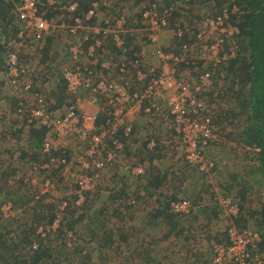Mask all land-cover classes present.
<instances>
[{"label": "built area", "instance_id": "obj_1", "mask_svg": "<svg viewBox=\"0 0 264 264\" xmlns=\"http://www.w3.org/2000/svg\"><path fill=\"white\" fill-rule=\"evenodd\" d=\"M54 3L53 0L47 1L49 6ZM97 7L98 3H93L86 13L76 16L77 5L69 1L59 9L67 19L63 20L64 17H61L53 21L47 20L45 12H41L39 0L18 2L13 13L20 26L16 33L15 49L5 60L8 79L2 88L12 91L14 99L18 101V108L11 113L8 108L2 106L0 100V120L6 117L25 119L26 122L22 125H25L26 129L45 131L47 136H44L39 152L45 161L42 159L35 163L41 173H51L68 164L69 160L65 159L68 153L79 152L83 155L82 158L87 160L86 166L83 165L84 169L90 167L100 171L112 166L125 151L124 140L132 136L133 120L141 115L156 116L162 128L170 134V141L164 143L165 146L170 145L173 150L179 145L184 147L188 166L205 172V175L212 173L213 162L206 158L203 152L211 147V142L217 137L212 120L214 113L203 98V95L212 89L211 74L206 72L197 77L195 91L179 79L182 70L180 64L188 65V59L195 54L205 64L227 60L229 54L225 47L232 45L234 29L225 25L222 18L203 19L196 25L192 44H181L183 55L167 51L157 52V59L162 63V71L157 72L144 60L132 59L133 55H129L132 48L128 49L125 44L127 35L133 34L140 36L136 39L138 46L146 45L144 40L150 44L157 43L160 31L168 28L165 27L164 21L157 18L156 12L145 10L142 13V26L145 29L132 30L126 28V17L123 15L112 22L105 20L104 26L96 25ZM170 32L172 37L179 40L183 36L181 30ZM61 34L67 37L62 68L58 71L64 85V102L60 109H51L57 104L55 97H48V93L43 95V91L34 92L32 86L34 80L37 82L42 77H47L48 80L57 72L45 73L43 66L37 61L39 66L36 64L30 67L29 61L26 62L23 58L27 59L31 54L41 52L47 38ZM110 44L119 54L117 63L110 58H102L106 46ZM197 49L199 51L196 53ZM27 50L31 53L20 59V52ZM82 60L84 63L80 62ZM85 63L88 65L85 66ZM127 63L130 65L128 68L135 71L128 75L129 78L125 76L121 81L109 78L108 72L114 70V65L117 66V75H127ZM167 66L169 68L165 69ZM130 77L134 80L129 81ZM34 86L36 87V83ZM138 86L141 90L137 89ZM2 90L0 89V96L3 97ZM167 90H171L172 94L165 102L162 99ZM217 102L218 105L219 101ZM161 103L165 106H161ZM84 104L94 106L96 113H84ZM49 135L59 142L53 144ZM145 141L150 151L157 145L156 139L152 137H147ZM146 167L144 162H137L134 170H129L134 176L143 177ZM127 168L124 170L127 171ZM77 185V197L80 200L84 199L83 195L86 193L94 192V187H89L86 176L80 177ZM221 200H224V208L229 217L235 218L238 213L237 205L229 199ZM65 206L64 202L61 208L64 209ZM191 210V204L184 200L170 204V211L173 213L186 215ZM52 226H56L51 231L54 233L58 228L56 219L49 228ZM39 228L42 232L43 227ZM67 236L71 237V234ZM226 236L225 243H215L212 247L210 264H246L249 251L260 241L259 235L236 229L232 222ZM41 237H47L46 233ZM31 248H36V244H32Z\"/></svg>", "mask_w": 264, "mask_h": 264}, {"label": "rangeland", "instance_id": "obj_2", "mask_svg": "<svg viewBox=\"0 0 264 264\" xmlns=\"http://www.w3.org/2000/svg\"><path fill=\"white\" fill-rule=\"evenodd\" d=\"M12 1L13 0H0V2L2 3L0 7L4 10H7L3 6V3H9ZM53 1H56L58 5L56 3L52 4L55 7V11L57 12H55L52 19L53 21H57L61 17L66 16L63 15L59 10L62 6L66 5V0ZM132 1L135 0H100L97 7L98 18L96 20V25H100V22L104 20L112 22L116 20L120 15L126 16V12L130 13L132 10L130 9L133 4ZM17 5L18 3L12 6L11 12L8 11L9 15H6L7 17L13 15V12ZM114 5L117 6V9ZM178 5V7L181 9H190V7L185 5L184 3H179ZM197 7L198 8H194L198 9L199 11L195 12V10H193V13H209L208 7H204L203 5ZM153 9L154 7L151 6V11H153ZM122 10L123 13H120ZM183 14H186V12H184ZM104 16H106L107 18H105ZM130 17L127 18L130 21L129 24H131L132 27L135 28V24L140 20L139 18H137L138 13H136L131 19ZM103 18L105 19L103 20ZM190 20L191 18L189 15L185 16L183 20L179 19L181 23H187ZM12 22L13 30L17 33L20 23H18V21L14 17ZM160 32L161 33L158 37L156 45L162 43L164 38H160L161 36L165 37V41L169 38L170 42L173 41V37L170 31L164 30ZM127 38L128 37H126V40ZM48 41H50L49 46L51 48H55L58 51L65 53V49H67V37H65L63 34L49 37L44 43L45 46H47ZM135 43H137L138 45L139 42L137 41ZM135 45L136 44H134V46ZM170 45L166 47L167 52H173V49L172 47H170ZM32 48L33 50L35 49L34 47ZM195 51L197 53L199 50L197 49ZM23 53L29 55L31 52L30 50H27ZM38 54L39 53H33L29 55V57L24 61L28 60L29 64L31 65L30 67H34V65H36V60L34 61L32 58L37 59ZM111 55L115 56L114 53H111ZM2 57L0 59H2ZM102 58L105 59L107 57L103 55ZM62 59H64V57ZM183 59H185L184 56ZM115 61L118 62L117 60ZM80 62L84 63L83 60ZM63 65L65 66V64ZM86 65L88 64L85 63V66ZM108 74L109 78H111L113 73L108 72ZM0 76L3 77L0 78V89L2 90L5 84L4 82L8 79L6 73V61H4V58L2 59V61H0ZM179 79L188 84L192 90H195L197 85V78L192 77L190 72L188 75V70H181V76ZM60 80L61 77L57 72L48 80L47 77L40 78L36 82V88H38L39 91H43V95L49 94L48 97H58L57 95H62V93H64L63 89H58L57 87ZM7 91V94L3 91V97L5 95H8L6 102L11 105L14 103L15 99L12 97V91L9 89H7ZM171 94L172 91L167 90V93L165 92L163 94L164 97L162 101L166 102V99L171 96ZM205 101L207 103V106L212 108V112L214 113L215 117L216 107H218L216 103L218 100L215 99V95H212L210 99L205 98ZM8 104H6L5 107L8 108ZM60 107L61 104L57 103L54 104L51 109H60ZM82 111L87 114L96 113L95 107L88 104L83 105ZM163 111L164 113H166L164 107ZM62 113L63 112L61 111V114ZM1 121L2 120H0V130H2L3 128V123H1ZM16 121L17 123H15L14 121H10V123L14 122V130H12L13 132L11 131L4 134L0 133V233H2L3 235L2 240L6 239L8 241L7 243H10L17 241L19 238H24L28 235L27 237L31 240V243H29L28 245L26 244L27 246L25 247L27 251L29 248H31L32 244H36L37 241L42 239V234H52L51 231L56 226H52L49 228V226H45L42 224H39L37 226L34 221L32 222L33 218L39 213V208L42 207L41 205L45 207L52 205L56 211L54 213H56V217H58L56 218L58 228L61 226V228L64 229L63 231L66 232L65 236L67 235V233L71 234V232H67V225L69 224L63 221V217L64 215L65 217H68L69 214H71L75 209L79 210L77 209V207L83 205L82 211L79 213H74V216L72 217V221L75 222L81 214L83 215L82 219H80L75 224V229L77 230L78 236L80 237L79 239L82 243L80 241H78L77 245L71 243L70 249L66 250L61 245L62 240L55 244L54 241L50 242V239L47 240L48 238H43V243L49 242L51 247L59 249L60 252L59 255H56L54 253V259L49 261L46 260L44 261V264H82L81 262L86 260L90 261L89 264H103L100 262V257H92L93 262L90 260L91 256L89 258L88 252H90V247H93L88 244L90 241H87V238H92L93 236L90 235L89 231H92V229L95 230V226H98L102 221H105L108 224L107 227L109 228H111V226L115 222H117L119 226V219H116V217L111 218V215L113 213L117 214V212H119L120 210L123 213L124 211L125 213L127 212V215H129L130 212L135 213L136 210L139 209V217L137 216L139 219H134L132 221V224L149 225V227L151 226L152 228L153 226H156L154 230H148L152 232V235L158 234V226L160 223H162V226L164 227V224L166 223L167 226L168 221L165 220L162 216L158 219H155V221H152L151 224H148V216H144L140 210L141 207H144V209H146L145 213H147L151 211L155 205V209L159 210L160 212V210L163 208L161 207L162 204H159V202L161 201L160 196L156 195V197L153 199V201L155 200L154 203H152V200H149V202H147V204L145 203L144 206L141 199H136L137 196L141 197L142 195L148 194L152 191L149 190V188H147L146 186V181L149 178L148 175L152 172L148 171V168L149 170L151 169L150 165L156 168L159 167L157 172L162 171V173L168 176V186L166 188L167 195L178 199V201H187L191 204L192 207V211H189V213L183 215V217L174 216V223H168L170 226L176 224L172 233L173 238L177 239L174 242H179L178 240H185L189 242V245H191L192 247L193 253L197 251L201 253L202 250H206L204 253H206V256L209 259V263L211 262V257L213 255L212 247L215 243H225L227 241L226 231L233 222V219L229 217L228 211H226L224 208V200L222 201L219 196H221L225 192L233 194L232 192L234 191L240 192L243 190L248 193L246 200H248L251 205H253V207L264 200L259 190V179L255 176L245 175L249 171V168L254 164L253 162L251 163L248 161L249 155L251 154L246 155L247 152L251 153V150L249 148L242 149L238 147L237 149L233 150L225 148V151H219L220 154L216 158L217 152L220 149L219 143H221L219 142L220 139L218 137H216L215 140L211 142V144L218 143L214 147H212L211 145V151H213L214 153L212 156L209 150H203L205 156L207 157L210 155L211 162L215 164L212 173H209L206 176H203L204 174H206L205 172H199L200 170L191 166H187L188 164L185 161L186 152L184 150V147L179 145L177 146L176 150H173L170 145L165 146L164 143H169L170 141V134L162 128L160 122L155 121H152L153 126H155V124H159L160 129L155 135L151 132V134H148V136H153V139L161 141V143L164 144V147H168V150L162 151L164 153L160 151L151 154L152 151L148 150L151 153L146 152L147 154H149L146 155L142 147V142L145 141L146 137L148 136L145 133V127H139L138 125L135 134H132V136L128 138V140L131 139L128 144L129 146H127V144L125 145V151L121 155L120 159L117 160L116 163L112 166L100 171H96L90 167L84 169L83 165L84 167L86 166L85 164L87 160L85 158H82L83 155H80L79 152L75 151L77 153L71 154L68 164L65 165L62 169H59L57 176H53L49 172L41 173L40 170H38L36 163L32 159V156L40 152L39 144H35V138L31 140L27 136V127L25 125H22L25 124L26 120L17 119ZM15 128L17 129L15 130ZM154 128L155 127H152L151 131L154 130ZM220 135L223 136V133H220ZM46 136L47 135H45V137ZM156 136H160L161 139L156 138ZM49 138H52L53 144H57L59 142L52 135H49ZM128 140H126V142ZM229 146L236 147V144L229 143ZM174 153H176V155ZM244 155H246V157ZM139 159H141L142 161ZM137 162H144L147 166L146 173L143 177H136L134 176V174H132L131 170H129H134ZM125 167H128L127 171L124 170ZM84 176H86L88 179L89 187H94V192L86 193L85 195H83L84 199L80 200L77 197V193L79 192L76 189L79 188L77 185V181L80 177L82 178ZM127 178H129L130 182L127 180ZM122 180L127 185H129L128 187H131V192H128L124 186V192L121 197L118 198L116 197V195L120 194L119 191H122V184H120L122 183ZM117 181H119L118 184ZM238 183H241L240 188L237 186ZM229 185H234L232 186L233 190L227 191L226 188ZM140 192L142 193V195H138V193ZM74 195H76V197ZM170 197L168 199H170ZM226 199L232 201L231 197H228ZM36 202L40 203V207L37 208L38 203ZM64 202L70 203L72 207L66 204V207L62 209L61 207ZM83 202H85V204H83ZM167 202L168 201L166 200L163 205ZM206 207H210L209 209H207V212H201V209H205ZM29 227L31 229H35L31 230L34 232V237L29 236V233H31V231H29ZM39 227H43L42 232H40ZM249 228L254 230L255 226L253 225ZM251 229L248 231L254 232ZM23 231L24 235L22 234ZM164 233H166V231ZM147 234L149 233L147 232ZM78 236L76 235V237ZM80 248L82 249L81 255H83V257L80 255L81 259L77 260V258L80 257L77 256L75 251L77 252L78 250L80 253ZM12 251L13 250L10 249L3 251V255L5 256V258H7V252L12 253ZM56 253H58V250L56 251ZM85 253H87V255H85ZM75 254L76 257H74ZM105 257H107V255H105ZM101 258H103V255ZM259 258L262 259L260 261H264V256L262 254L259 255ZM0 262L3 263L4 261L0 260ZM116 264L120 263L116 262ZM121 264H126V262H123Z\"/></svg>", "mask_w": 264, "mask_h": 264}, {"label": "trees", "instance_id": "obj_3", "mask_svg": "<svg viewBox=\"0 0 264 264\" xmlns=\"http://www.w3.org/2000/svg\"><path fill=\"white\" fill-rule=\"evenodd\" d=\"M19 1L20 0H13L9 3L4 2L3 6L7 10H4L0 7V58L4 55L2 57V59L4 58V61L9 56V54L14 51L16 42V31H14L12 27V20L14 16L10 15V17H7L9 15L8 11L11 12L12 6L14 4H17ZM47 1L48 0H39L41 4V12H45V17L47 18V20H52L56 12L54 9L55 7L53 5L49 6L47 4ZM69 1L74 2L77 5L76 16L79 15V13H86L89 9H91L93 3L100 2V0H66L65 2L67 3ZM54 2L57 4L56 1ZM136 2L137 4H142L144 0H137L135 1V3ZM145 2L149 4H146L147 6L143 7L140 10V15L137 18H140L145 10H151V6H153V11L156 12L157 18L165 22L164 25L166 28H168L167 30L173 32L181 30L183 32V36L182 38H180V40L175 37L172 38L173 44L171 45V47L173 49V53L177 55H183L182 46H184L185 44H192L194 35L196 33V25L205 18H222L225 22V25L230 26L232 29H234V34L231 37V41H233L231 43L232 45H229L230 47H225L229 54V58H227V60L218 62L216 64L211 63L205 65L202 60L198 59V55L195 54V56L193 55L188 59V65L184 63L180 65H182L181 69L188 70L192 77L197 78L199 77V75L206 72H209L211 74L212 89L211 91L203 95V98L210 99L212 95H215V99L220 101L218 107H216V115L212 119L213 125L217 131V137L220 139L219 142H221L219 143L220 149L221 151H223L224 149L222 148L225 147L229 148V150H233L237 149L238 147L242 149L249 148L251 150V153L247 152L246 155L251 154L249 155L248 161L251 163L253 162L254 164L249 168V171L245 175L255 176L259 179V190L262 194V198L264 199V0H146ZM179 3H184L185 5L189 6L190 9L179 8ZM1 4L2 3L0 2V5ZM201 5H203L204 7H208L209 13H193V10H195V12H198L199 10L195 8H198L197 6ZM121 12H123V10ZM184 12H186V14H183ZM188 15L191 18L189 22L181 23L179 21V19L183 20L184 17ZM104 17L107 18L106 16ZM64 18L63 20L67 19ZM104 21H101L100 25L104 26ZM125 23L126 28L128 29H145V27L142 26V22L135 24V28L132 27L131 24H129L130 21L128 19ZM127 37V41H125L127 43V48H132L130 52L134 50L132 59L142 61L143 58L139 53V46H132V44L134 43V38H137L133 36L131 37L130 35H127ZM49 44L50 41L47 42V46H44L42 50L43 52H45V58L42 61H38V63L40 65H44L45 72L51 73L53 71L55 73L58 72L59 69L56 71L55 68L52 69L50 66L53 56L49 52L50 50H52ZM106 49H108L109 55H106L104 49L102 55L111 56L110 52L113 51V53L117 57L119 56V54L115 51L113 45L110 44L106 46ZM48 54L51 55L49 58H47ZM20 55V59L25 56L23 51L20 52ZM63 57L64 56H62V58ZM2 59H0V61H2ZM25 59L26 58H23V60ZM33 59L36 60V58ZM113 67L114 70H116L117 66L115 67L114 65ZM126 69L127 73L132 72V70L128 67ZM127 78H129V76ZM130 78L131 79H129V81L134 80L133 77ZM35 83L36 82L34 80V84ZM34 84L32 86L33 91H39V89L36 88ZM63 86V82L60 80L57 85L58 89H64ZM140 88L141 87L138 86L137 89L141 90ZM57 96L58 97L54 96L55 101H57L58 104H62L64 102V93ZM17 104L18 101H16V105ZM161 106H163V103H161ZM17 108L18 107L15 106L12 110H10V108L9 110L12 111L11 113H13ZM151 118L154 121L159 122V119L156 118V116ZM26 131L27 136L31 140L35 138L36 141L34 142L35 144L38 143L40 148V144L45 136V131H37L36 129L32 128H28L26 129ZM0 133L4 134L5 130L1 131ZM220 133H223V136L220 135ZM229 143L236 144V147H230ZM157 146L151 150L152 153H149L153 154L155 152L157 153L163 151V148ZM208 150L212 156L213 151H211V147H209ZM146 155L149 154L146 153ZM218 155H216V157ZM246 155L244 156L246 157ZM70 156V153L66 154L65 159L68 161ZM206 158L210 160V155ZM32 159L34 160V162H40L44 158H42L40 153H38L33 155ZM212 164L214 170L215 164ZM150 168L152 169L151 165ZM51 175L57 176L58 170L51 172ZM203 176L206 175L204 174ZM151 177V179L147 180L146 186L147 188H149V190H152L151 192H153L157 189L158 183H155L153 181L155 173L151 174ZM164 180L166 182L168 181L166 180V178L162 177L161 181ZM232 186L229 185L226 188L227 191L233 190ZM237 186L240 188L241 183H238ZM232 193L233 194H229V192H225L224 194L221 193L222 195L219 197L221 199L231 197V203L237 205L238 213L237 216L233 218V226L241 231H248L251 229L249 227L254 225L255 229L251 230L256 232L260 237V241L255 244L254 248L250 250L251 247H249L250 251L248 253V258L246 259V264H264V261H260L262 259L259 258L260 254L264 256V200L253 207V205H251V203L246 200L248 193L243 190L240 192L234 191ZM226 194L230 196H227ZM156 195L160 196L158 193H155L152 196ZM177 201L178 199H171L168 200V202L164 205L163 203L165 202V200L161 201V207L163 208L160 210L159 215L164 217V219L167 220L168 223H174V216L183 217V215L179 213H173L170 211V204ZM36 203H38L37 208L40 207V203ZM66 204L72 207L70 203ZM41 206L44 208L41 207L39 208L40 210L38 209L39 213L33 218L32 222L34 221L37 226L39 224L51 226L56 219V213H54L56 211L52 205L46 207L43 205ZM209 208L210 207L201 209V212L205 211L206 213L207 209ZM77 209L79 210L75 209L71 214H69L68 217H65V215L63 217V221L69 224L67 225V232H71V237H68L67 235L65 236L66 232L63 231L64 229H62L60 226L54 233L52 232V234H47V240L50 239L49 241H54L55 244L62 240L61 245L66 250L70 249L71 243L80 241L78 232L75 229V224L80 219H82L83 215L81 214L82 216L80 215L75 222L72 221L74 213H79L82 211V207H77ZM173 226H176V224H174ZM29 229V231L35 230L31 229L30 227ZM22 234L24 235V231ZM76 235L78 237H76ZM90 235L98 237V241L103 240L109 242L110 234L107 233V230L101 231V233L98 234L92 229ZM27 236L24 238H19L17 241L7 243L8 241L6 239L2 240L3 235L2 233H0V260L4 261L3 263L0 262V264H44V261L54 259V253L56 255L60 254L59 249L51 247L49 242L43 243L44 239H40L36 242V248H29L26 251L25 246L31 243V240L28 239ZM29 236L34 237V232L31 231V233H29ZM123 238L124 237H122V239ZM8 249L13 251L12 253L7 252V258H5V256L3 255V251H6ZM57 250L58 253H56ZM75 253L78 257H80L77 258V260L81 259L82 255L80 256V254L76 251ZM76 254L74 255V257H76ZM256 258L258 260H256ZM81 263L89 264V261L86 260Z\"/></svg>", "mask_w": 264, "mask_h": 264}, {"label": "crops", "instance_id": "obj_4", "mask_svg": "<svg viewBox=\"0 0 264 264\" xmlns=\"http://www.w3.org/2000/svg\"><path fill=\"white\" fill-rule=\"evenodd\" d=\"M137 1V0H135ZM135 1H132L133 4L130 7L131 12H126V18L130 19L136 14L138 13V16L140 15V10L143 7H146L149 3H146L144 0V2L142 4H137V2L135 3ZM147 4V5H146ZM115 6V5H114ZM113 7V5H112ZM115 8L117 9V6H115ZM123 13V12H121ZM128 14V15H127ZM14 15V13H13ZM15 18V15H14ZM16 19V18H15ZM139 22H142V15L139 18ZM104 20V18H103ZM138 22V23H139ZM137 24V23H136ZM1 27V26H0ZM0 33H1V28H0ZM1 35V34H0ZM131 37H140L137 36L136 34L130 35ZM160 38H164L163 36H161ZM1 39V37H0ZM163 39L162 43L159 45L156 44H150L149 42H147L146 40H144L145 44L144 46H139L138 49H140L139 53L142 55L143 60L145 61V63H147L150 67H153L157 70V72H161L162 71V63L160 61H158L157 59V52H165L167 50V46H169L170 44H173V41L170 42V38L166 39V41ZM169 43H168V41ZM134 42H137V40L134 38ZM126 46L127 43L125 42ZM136 47H137V43H135ZM134 46V44H132ZM170 45V47H171ZM134 46V47H135ZM148 46V47H147ZM146 47V48H143ZM129 49V48H128ZM134 51V50H133ZM129 52V55L132 56L134 52ZM50 54L53 56V58L51 59L50 66L51 68H55V70L57 71L59 69V71H61L62 68V56H64L63 52L58 51L55 48H52V50L49 51ZM45 52L41 51L39 52V54L37 55V63L38 61H42L45 58ZM106 55H109V51L108 49H106ZM113 53L110 52V54ZM118 53V52H117ZM51 55L48 54L47 58H49ZM105 55V56H106ZM107 58H110L113 61L115 60H119V56L117 57L116 55H111V56H106ZM116 58V59H115ZM122 58H120L121 60ZM56 61V62H55ZM116 62V61H115ZM36 63V64H37ZM117 63V62H116ZM39 64V63H38ZM37 64V65H38ZM40 65V64H39ZM38 65V66H39ZM43 66V70H44V65ZM130 65L127 63L126 68L129 67ZM169 67L167 66L165 69H168ZM135 71L130 72L131 74H133ZM46 73V72H45ZM112 77L114 80L116 81H121L123 78H125V76H128L130 73H128L127 75H123V77L117 75L118 71L114 70L112 71ZM1 78V76H0ZM2 91H4L7 94V89H3ZM8 95H5L4 97L0 96V100L2 102V106L5 107L6 104H8L6 102ZM13 98H15L14 95H12ZM16 101H14L13 104H8L10 108V110H12L16 105ZM7 105V106H8ZM12 112V111H10ZM142 117V118H141ZM146 117V118H143ZM16 118L11 117V118H4L2 119L1 123H3V128L1 131L5 130V133H9L12 130H14V123H10V121H14L15 123H17V121L15 120ZM134 119V118H132ZM154 121L151 117L146 116V115H141L139 118L133 120V132L132 134H135L136 130H137V126L139 125V127H145V133L148 136V134H156L159 129H160V125L159 124H155V126H153V122ZM157 122V121H155ZM17 126V124H16ZM152 127H155L154 130L151 131ZM17 128H15L16 130ZM13 132V131H12ZM150 137V135L148 136ZM153 137V136H152ZM156 138L161 139L160 136H156ZM147 139V137H146ZM125 139L124 144L127 146H129V141L128 140L126 142ZM157 145H159L161 148H163V151H165L166 149H168V147H164L163 144L161 143V141L156 140ZM216 144L218 143H213L212 147H214ZM147 142L143 141L142 142V147L143 150L145 152H150L148 151V147H147ZM156 145V146H157ZM157 146V147H159ZM154 149V148H153ZM222 149H225V147H223ZM221 149L218 150L217 155L219 154V151ZM225 151V150H223ZM176 155V153H174ZM214 154V153H212ZM219 156V155H218ZM217 158V157H216ZM142 161V160H141ZM152 166V165H151ZM149 167V165H148ZM159 168V167H158ZM158 168L156 167H152V169L148 170V171H152L148 176L151 179V174L155 173V177H154V182L158 183V187L155 191L151 192L150 194H145L142 195V193H138V195H142L137 196L136 199L139 200L141 199L143 202V206L145 205V203L147 204V202H149V200H152V203L155 202V200L153 201V199L156 196H152L155 193H158L160 195V199L161 201L163 200H171V199H175L173 197H170L167 195L166 192V188L168 186L167 182L161 181L162 177L163 178H167L166 180H168V176H166V174L162 173V171H158ZM157 172V173H156ZM157 175V176H156ZM127 180L130 182L129 178H127ZM147 182V181H146ZM119 183V181H117V184ZM122 191H119L120 194L116 195V197L120 198L121 195L123 194L124 190V186L125 189L128 192H131V187H128L129 185H127L123 180H122ZM170 197V199H168ZM161 201L159 202V204L161 205ZM153 207V206H152ZM156 206L154 205V208L145 213L146 209H144V207H141V213L144 216H148V224H151L152 221H155V219H158L161 217V215H159V210L155 209ZM148 210V209H147ZM123 212H121V210L119 212L113 213L111 215L112 217H116V219H119L118 222L120 221V225L118 226L117 222L113 223V225L111 226V228L107 227L108 224L105 221H102L98 226H95V232L100 234L101 231H105L107 230V233L110 234L109 235V242L107 241H98V237H94L91 238H87V241H90L88 244H90L93 247H90V252L89 253V258L91 256V258L93 257H100V262L103 264L109 263V264H116V262L118 263H123L126 262V264H210L209 263V259L206 256V253H204L206 250H202L201 253H199L198 251L193 253L192 251V247L191 245H189V242L185 241V240H178L179 242H174L177 239H174L172 236L173 233V229L175 228L174 226H170L167 223L164 224V226H162V223L159 224L158 228H159V232L158 234L152 235L150 230H154L156 228V226H153V228L149 225H138V224H132V221L136 218L139 217V209L136 210L135 213H131L129 215H127L128 213L124 211V215L122 214ZM120 216V217H119ZM138 216V217H137ZM154 217V218H153ZM139 219V218H138ZM157 221V220H156ZM134 223V222H133ZM169 228V229H166ZM172 229V230H171ZM166 231V233H164ZM91 231H89L90 233ZM147 232L149 234H147ZM182 232V231H181ZM122 237H124L122 239ZM78 242L73 243L74 245H77ZM76 247V246H75ZM79 248V247H77ZM203 249V247H202ZM77 252L79 253V251L77 250ZM82 249L80 248V255L82 254ZM92 253V254H91ZM85 255H87V253H85ZM103 255V258H101ZM105 255H107V257H105ZM209 256V255H208ZM83 257V255H82ZM90 260L93 262V258ZM107 258V260H106ZM90 262V261H89Z\"/></svg>", "mask_w": 264, "mask_h": 264}, {"label": "clouds", "instance_id": "obj_5", "mask_svg": "<svg viewBox=\"0 0 264 264\" xmlns=\"http://www.w3.org/2000/svg\"><path fill=\"white\" fill-rule=\"evenodd\" d=\"M5 108H7V107H5Z\"/></svg>", "mask_w": 264, "mask_h": 264}]
</instances>
